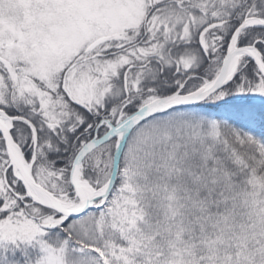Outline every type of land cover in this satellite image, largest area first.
Returning a JSON list of instances; mask_svg holds the SVG:
<instances>
[{
    "label": "snow or ice",
    "instance_id": "obj_1",
    "mask_svg": "<svg viewBox=\"0 0 264 264\" xmlns=\"http://www.w3.org/2000/svg\"><path fill=\"white\" fill-rule=\"evenodd\" d=\"M0 264H264V0H0Z\"/></svg>",
    "mask_w": 264,
    "mask_h": 264
}]
</instances>
